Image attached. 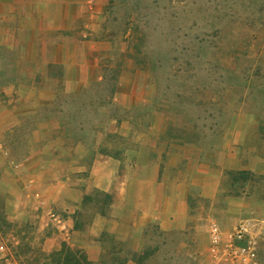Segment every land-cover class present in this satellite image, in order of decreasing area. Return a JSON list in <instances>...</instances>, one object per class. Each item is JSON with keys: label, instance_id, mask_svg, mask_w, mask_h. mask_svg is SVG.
I'll return each mask as SVG.
<instances>
[{"label": "rangeland", "instance_id": "374dc122", "mask_svg": "<svg viewBox=\"0 0 264 264\" xmlns=\"http://www.w3.org/2000/svg\"><path fill=\"white\" fill-rule=\"evenodd\" d=\"M63 246L264 264V0H0V264Z\"/></svg>", "mask_w": 264, "mask_h": 264}, {"label": "crops", "instance_id": "0c3cea01", "mask_svg": "<svg viewBox=\"0 0 264 264\" xmlns=\"http://www.w3.org/2000/svg\"><path fill=\"white\" fill-rule=\"evenodd\" d=\"M63 30H67V29H63ZM68 42H65L66 45ZM101 190L105 191V192H109L111 191V186L110 187H104V186H100ZM129 194H131L129 192V190L126 188V189H120L119 190V194H118V199L117 201L115 200V202L121 207V208H125V211H126V214H123L125 215L123 217V215L120 213V214H113L112 216H116V218H120V221L121 222H125L127 224H129L130 227H132V222H131V219L130 217L128 216V211L131 210V213L132 211H134V209H137V208H134V200H133V195L129 196ZM159 200V203L161 202L162 203V200L161 198L158 199ZM154 203V202H153ZM143 217H144V214H143ZM86 250V254L88 256V259L91 261V262H97L99 259H100V249L97 247V246H92V245H89V246H85L84 248Z\"/></svg>", "mask_w": 264, "mask_h": 264}, {"label": "trees", "instance_id": "16d2710c", "mask_svg": "<svg viewBox=\"0 0 264 264\" xmlns=\"http://www.w3.org/2000/svg\"><path fill=\"white\" fill-rule=\"evenodd\" d=\"M46 258L50 264H91L83 253L73 251L66 246L60 251L46 255Z\"/></svg>", "mask_w": 264, "mask_h": 264}, {"label": "built area", "instance_id": "2783aa9c", "mask_svg": "<svg viewBox=\"0 0 264 264\" xmlns=\"http://www.w3.org/2000/svg\"><path fill=\"white\" fill-rule=\"evenodd\" d=\"M251 225L250 223H243L238 225L234 232L230 235L231 240L238 242H246L249 244V247L237 248L236 252L248 255L250 258L255 257L254 249L257 244L256 240H252L251 237ZM253 260V259H252Z\"/></svg>", "mask_w": 264, "mask_h": 264}]
</instances>
